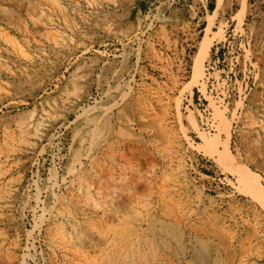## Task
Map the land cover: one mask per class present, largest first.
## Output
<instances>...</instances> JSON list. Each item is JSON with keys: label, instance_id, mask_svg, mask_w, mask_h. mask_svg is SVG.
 Listing matches in <instances>:
<instances>
[{"label": "rangeland", "instance_id": "374dc122", "mask_svg": "<svg viewBox=\"0 0 264 264\" xmlns=\"http://www.w3.org/2000/svg\"><path fill=\"white\" fill-rule=\"evenodd\" d=\"M238 166L264 0H0V264H264Z\"/></svg>", "mask_w": 264, "mask_h": 264}, {"label": "bare ground", "instance_id": "6f19581e", "mask_svg": "<svg viewBox=\"0 0 264 264\" xmlns=\"http://www.w3.org/2000/svg\"><path fill=\"white\" fill-rule=\"evenodd\" d=\"M190 97L192 98L193 91L190 89ZM213 142L208 137H204V145L211 146ZM226 153L228 152L225 149ZM235 175L239 178V182L243 189L254 200H257L264 208V191L262 190L259 179L245 166H238L235 171Z\"/></svg>", "mask_w": 264, "mask_h": 264}, {"label": "built area", "instance_id": "2783aa9c", "mask_svg": "<svg viewBox=\"0 0 264 264\" xmlns=\"http://www.w3.org/2000/svg\"><path fill=\"white\" fill-rule=\"evenodd\" d=\"M63 159H64V155L61 158H58V160H57L58 166L61 164V162L63 161Z\"/></svg>", "mask_w": 264, "mask_h": 264}]
</instances>
